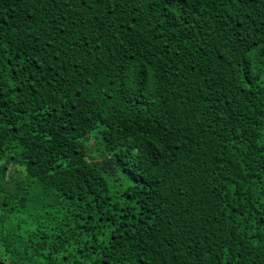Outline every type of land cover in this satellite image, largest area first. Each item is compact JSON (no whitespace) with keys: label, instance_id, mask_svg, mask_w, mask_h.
<instances>
[{"label":"trees","instance_id":"1","mask_svg":"<svg viewBox=\"0 0 264 264\" xmlns=\"http://www.w3.org/2000/svg\"><path fill=\"white\" fill-rule=\"evenodd\" d=\"M0 264H264V0H0Z\"/></svg>","mask_w":264,"mask_h":264}]
</instances>
